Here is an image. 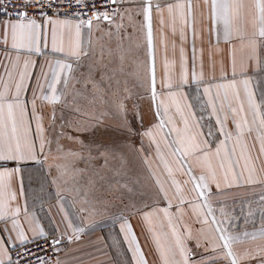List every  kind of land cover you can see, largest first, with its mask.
<instances>
[{
	"label": "snow or ice",
	"instance_id": "obj_1",
	"mask_svg": "<svg viewBox=\"0 0 264 264\" xmlns=\"http://www.w3.org/2000/svg\"><path fill=\"white\" fill-rule=\"evenodd\" d=\"M85 237L264 264V0H0V264Z\"/></svg>",
	"mask_w": 264,
	"mask_h": 264
},
{
	"label": "crops",
	"instance_id": "obj_2",
	"mask_svg": "<svg viewBox=\"0 0 264 264\" xmlns=\"http://www.w3.org/2000/svg\"><path fill=\"white\" fill-rule=\"evenodd\" d=\"M190 40H191V37H189V44L187 45V47L189 49V55L191 54L190 53V48H191ZM201 46H203V48H204V54L203 55H204V61H205V72L207 74L209 63H210V57H211V59H219L221 53H216L210 49V46L208 45V42H207V36H205L203 45H201V42L199 40H197V47L200 48ZM220 47L224 48V44L221 43ZM177 55H178V53H177ZM158 77H159V64H158ZM54 211H55V209H53V212ZM136 230H137V233L139 235L140 240L143 242L144 237H143V235H140V229L138 226H137ZM88 239H89V237H85L84 243L79 245V247L81 248V251H75V249L78 247V245L75 243L66 244L64 246L66 251L60 253L61 260L67 259L69 261V264H71L73 257H76L81 261V264H92V261L89 260L87 256L82 255V253H88L91 251L89 248H87L85 246ZM107 255L110 258V261H114L115 257L113 256V253L111 251L108 252ZM94 259L95 260H103L104 257L97 256Z\"/></svg>",
	"mask_w": 264,
	"mask_h": 264
},
{
	"label": "built area",
	"instance_id": "obj_3",
	"mask_svg": "<svg viewBox=\"0 0 264 264\" xmlns=\"http://www.w3.org/2000/svg\"><path fill=\"white\" fill-rule=\"evenodd\" d=\"M100 2V0H97V3H99ZM51 254V253H50Z\"/></svg>",
	"mask_w": 264,
	"mask_h": 264
}]
</instances>
